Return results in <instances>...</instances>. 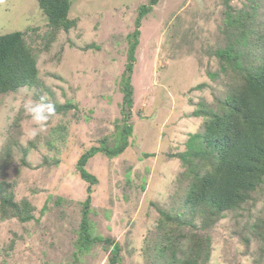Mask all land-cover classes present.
I'll list each match as a JSON object with an SVG mask.
<instances>
[{"label": "rangeland", "instance_id": "1", "mask_svg": "<svg viewBox=\"0 0 264 264\" xmlns=\"http://www.w3.org/2000/svg\"><path fill=\"white\" fill-rule=\"evenodd\" d=\"M149 1L71 0L68 18L76 24L51 40L36 0H0V35L24 32L38 69L36 85L0 95V183L15 202L33 208L28 222L0 217V264H109L111 246L103 242L85 254L77 250L89 184L76 165L89 148L108 149L116 142L130 37L140 6ZM257 2L260 22L264 0ZM227 5L252 12L253 4L157 0L141 19L130 74L132 105L124 121L132 127L128 146L116 157L98 150L85 167L97 179L88 211L92 234L119 244L118 264H154L153 250L165 242L166 229L158 209L174 215L181 208L189 180L181 176L186 167L176 156L202 130L204 119L193 115L198 104L218 110L230 81L214 54L226 44ZM42 95L55 104V114L31 137L35 125L23 105ZM66 104L71 107L57 110ZM185 217L191 223L176 233L181 251L186 236H204V264H264V242L248 230L256 222L259 234L264 232V183L208 228L200 216Z\"/></svg>", "mask_w": 264, "mask_h": 264}, {"label": "trees", "instance_id": "2", "mask_svg": "<svg viewBox=\"0 0 264 264\" xmlns=\"http://www.w3.org/2000/svg\"><path fill=\"white\" fill-rule=\"evenodd\" d=\"M36 1L51 28V40L58 31L67 32L75 26L76 22L68 18L71 0ZM250 1L253 4L252 12L234 11L227 5L224 18L226 44L214 54L218 57L220 70L230 73V81L226 84L223 100L218 103V110L201 102L193 113L195 117L204 119L202 130L190 135L187 151L176 156L186 167L181 176L189 180L188 186L181 208L175 210L174 215L158 209L160 226H166V229L162 235L165 242L161 241L153 250L154 264H204L208 257L205 248H209V241L204 236H186L189 243L187 249L181 251L178 242L181 233H176L179 227L191 223L185 216H189L190 220L200 216L203 227L208 228L223 212L238 210L264 183V15L260 22L257 21L260 5L257 0ZM156 2L150 0L148 5L140 6L135 21L136 29L130 37L133 40L127 52L128 64L121 77V111L124 119L122 126L117 127L116 142L108 149L104 146L89 148L76 165L80 177L89 184L88 195L82 205L77 250L85 254L92 245L103 242L111 246L109 264L119 263L121 249L114 240L92 234L88 211L91 188L97 179L85 167L98 150L109 157H116L128 146L132 127L124 121L130 116L132 105L130 74L140 34L138 27L143 16L152 10ZM37 75L36 53L24 32L0 35V95L36 85ZM217 77V74H212V78ZM66 105L68 107L60 106L57 110L64 111L71 107L70 104ZM3 151H7V147ZM7 153L1 156V163ZM32 211L27 201L15 202L13 193L3 191V184L0 183L1 219L16 218L22 223L28 222L33 220ZM259 228L254 222L248 230L258 234L264 242V232L259 234ZM178 253L182 255L181 258L177 257Z\"/></svg>", "mask_w": 264, "mask_h": 264}, {"label": "clouds", "instance_id": "3", "mask_svg": "<svg viewBox=\"0 0 264 264\" xmlns=\"http://www.w3.org/2000/svg\"><path fill=\"white\" fill-rule=\"evenodd\" d=\"M23 108L35 125L30 130L29 135L35 137L39 132L45 130L47 122L55 114L56 106L46 96L42 95L38 99H28Z\"/></svg>", "mask_w": 264, "mask_h": 264}]
</instances>
